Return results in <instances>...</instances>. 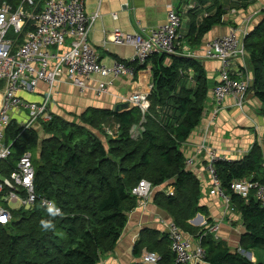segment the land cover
<instances>
[{
	"label": "trees",
	"instance_id": "1",
	"mask_svg": "<svg viewBox=\"0 0 264 264\" xmlns=\"http://www.w3.org/2000/svg\"><path fill=\"white\" fill-rule=\"evenodd\" d=\"M5 1L15 9L21 0ZM221 1L197 0L193 9L211 5L214 12L207 14L200 26L193 22L191 33L202 35L222 23L226 11ZM262 13L261 21L246 35L244 47L252 71L250 89L264 113V10ZM166 57H172L169 66L164 64ZM150 59L154 61L153 85L143 113L134 106L120 112L89 109L78 124L52 118L44 125L51 138L44 141L39 160L33 155L38 142L35 131L11 132L13 152L0 168L4 167L8 176L21 153L30 151L36 202L31 210H12L9 224L0 225V264H100L125 228L127 213L135 208L137 199L131 191L142 179L154 188L174 181V193L166 197L165 206L173 223L204 249L205 264H264L262 259L252 262L215 239L206 227L212 225L210 219L198 228L188 223L197 214L206 216V209L198 206L199 181L185 167L180 147L199 125L210 89L203 70L193 60L156 54ZM145 65L136 66V70ZM185 66L195 70L194 89L178 88L179 71ZM106 126H116L115 137L105 133ZM134 127L141 129L135 139L131 137ZM262 161V151L255 145L243 159L215 163L220 187L241 215L244 233L240 249L245 252H264V208L253 193L247 200L235 194L231 184L257 173ZM42 198L53 202L61 213L52 215L41 207ZM42 221L52 227L45 229ZM158 255V264H177L170 248Z\"/></svg>",
	"mask_w": 264,
	"mask_h": 264
},
{
	"label": "crops",
	"instance_id": "2",
	"mask_svg": "<svg viewBox=\"0 0 264 264\" xmlns=\"http://www.w3.org/2000/svg\"><path fill=\"white\" fill-rule=\"evenodd\" d=\"M43 1H37V10L43 6ZM84 1L86 16L99 15L90 29L89 42L100 62L106 66H110L115 60L130 61L134 57L132 47L117 45L108 40V36L115 29L127 33H143L166 22L170 5H173L179 12L181 24L178 33L177 56L193 60L194 63L200 65L210 89L199 125L180 147L185 158L192 159V164L187 169L199 181L198 206L206 209V216L197 214L193 219L196 220V217L200 215L204 222L210 219L212 224L217 223L219 240L229 248L232 247L230 248L232 251H240V239L244 233L241 215L232 208L230 202L226 205L223 199L213 193L211 177L205 166L208 158L207 150L216 149L220 155L226 157L227 161H235L243 159L257 145L264 159V113L261 103L255 97L254 92L249 89L241 109L235 106L234 99L228 97L219 107L218 113L213 115L214 105L211 91L218 81L220 63L206 59L204 50L208 42L226 35L232 28L240 27L243 20L250 16L252 17L250 30H252L262 19L264 0H249L243 3H238L236 0H222L220 4L226 11L222 23L213 26L202 35H199L197 31L191 33V24L194 22L196 26H200L203 18L207 14H212L214 9L211 5H198L196 9L190 8V6H195L197 0ZM185 15L187 19L183 23ZM50 50L55 51L52 47ZM153 62L152 59L148 60L144 67L136 70L132 78L121 77L110 80L94 76L88 80L87 88L84 90H79L64 79L56 82L51 88L40 82L33 91H20L19 96L26 101L39 104L49 94L47 110L53 119L69 124L78 123L79 117L89 109L114 111V107L125 103L130 95L149 93L153 85ZM171 62L172 57H166L164 60L166 66H169ZM232 73L234 78H240L247 73L252 79L247 56L244 60L235 63ZM179 74L178 88H195L193 67L185 66ZM102 80L110 84L105 93H97L95 87ZM3 92L4 84L0 82V106ZM27 120V112L20 110L12 116L11 122L20 127ZM41 124L45 125V122L36 121L31 127L38 139L37 146L33 150V155L37 160L41 155L44 141L51 138ZM107 129L116 131L115 126ZM133 130H138V127H134ZM102 140L105 143L103 137ZM4 177H6V169L2 167L0 168V179ZM250 177L263 181L262 168ZM173 184L174 181L169 180L161 186L153 187L150 196L143 203L136 200L135 208L127 213V222L119 239L112 250L102 256L100 264H139L143 252L152 251L161 254L164 248H170L166 235L168 226L173 223V218L165 206V199L171 196V192L174 193ZM193 219L188 223L194 228L200 227L202 220L197 218L195 222H192ZM184 235L194 244L197 243L196 239L188 233L184 232ZM256 257L255 250L249 251V260L256 262L258 259Z\"/></svg>",
	"mask_w": 264,
	"mask_h": 264
},
{
	"label": "built area",
	"instance_id": "3",
	"mask_svg": "<svg viewBox=\"0 0 264 264\" xmlns=\"http://www.w3.org/2000/svg\"><path fill=\"white\" fill-rule=\"evenodd\" d=\"M37 1L21 0L14 9L7 1L0 0V82L4 84L0 106V164L7 162L13 152L14 139L8 143L6 135L12 124V116L17 111L23 110L28 115V120L19 127L20 132L31 128L36 121L48 123L53 118L47 110L49 94L38 104L22 99L20 91H33L40 82L51 88L62 79L79 90H84L88 80L94 76L110 80L132 78L136 73V66L145 64L150 56L178 54L181 19L173 5L168 7L166 22L146 32L127 33L115 29L108 40L117 45L132 47L134 57L130 61L115 60L110 66H106L100 62L89 42L90 29L99 15L86 16L84 0H44L39 10ZM26 7L31 10L27 11ZM251 22L250 16L243 20L240 27L232 28L226 35L213 39L205 46L204 57L220 63L218 81L211 91L213 115L218 113L219 107L228 97L234 99L236 107H243L252 79L247 73L234 78L232 70L237 61H242L247 56L244 39L250 31ZM10 29L14 39L7 37ZM51 47L55 51L50 50ZM109 84L110 82L102 80L97 83L95 91L105 93ZM148 94H132L126 102L138 107L143 113L149 106ZM140 130H132L131 137L137 138ZM20 135L21 133L18 138ZM207 156L205 166L211 177L213 193L228 205L229 198L223 193L215 171V163L226 161V157L213 148L207 150ZM191 164L192 159H186L185 167L189 168ZM261 168L263 181L252 177L243 178L234 181L231 189L244 200L253 193L264 208V159ZM34 175L32 154L24 150L15 169L0 179L1 226L9 224L12 210H31L34 207ZM152 188L151 183L142 179L132 188L131 193L139 203H143L150 196ZM172 194L171 192L170 195ZM51 205L54 203L47 198L40 200V206L47 210ZM205 224L203 221L201 226ZM207 228L218 239L217 223ZM166 236L177 264H205L204 249L198 242L194 244L186 237L176 224L168 226ZM159 260L160 256L155 252L145 251L140 256L143 264H158Z\"/></svg>",
	"mask_w": 264,
	"mask_h": 264
},
{
	"label": "rangeland",
	"instance_id": "4",
	"mask_svg": "<svg viewBox=\"0 0 264 264\" xmlns=\"http://www.w3.org/2000/svg\"><path fill=\"white\" fill-rule=\"evenodd\" d=\"M26 10L30 11L31 9L29 7H26ZM186 19H187V15H185V18L183 19V23L185 22ZM7 37H9L10 39H14L15 38L11 29L9 30V32L7 34ZM78 123H79V121H78ZM78 123H76V124H78ZM41 127H44V125L41 124ZM104 128H106V129H104L105 133H106V131H108L106 133L108 136L115 137V131H113L112 129H107V128H112V127L106 126ZM115 128H116V126H115ZM14 129L19 130V127L15 126L14 124H11L9 126V128H8V133L6 135V140H7L8 143L12 142L11 132L14 131ZM230 248H232V247H230ZM239 252H241L242 254H244L248 258L249 252H245V251H241V250ZM255 252H256V255H257L256 258L264 260V252H261V251H255Z\"/></svg>",
	"mask_w": 264,
	"mask_h": 264
},
{
	"label": "clouds",
	"instance_id": "5",
	"mask_svg": "<svg viewBox=\"0 0 264 264\" xmlns=\"http://www.w3.org/2000/svg\"><path fill=\"white\" fill-rule=\"evenodd\" d=\"M48 211L50 214L52 215H57V214H60V209L59 208H56L55 205H51L49 208H48ZM42 226L45 228V229H48L50 227H52L51 223L48 222V221H42Z\"/></svg>",
	"mask_w": 264,
	"mask_h": 264
},
{
	"label": "water",
	"instance_id": "6",
	"mask_svg": "<svg viewBox=\"0 0 264 264\" xmlns=\"http://www.w3.org/2000/svg\"><path fill=\"white\" fill-rule=\"evenodd\" d=\"M130 106H131V105H130L128 102L120 103V104H117V105L114 107V111H115V112H120V111H122V110H125V109L130 108ZM197 218H199L200 220L203 221V218H202L200 215H198V216L196 217V220H197ZM196 220L193 219L192 222H195Z\"/></svg>",
	"mask_w": 264,
	"mask_h": 264
},
{
	"label": "bare ground",
	"instance_id": "7",
	"mask_svg": "<svg viewBox=\"0 0 264 264\" xmlns=\"http://www.w3.org/2000/svg\"><path fill=\"white\" fill-rule=\"evenodd\" d=\"M2 99V98H1Z\"/></svg>",
	"mask_w": 264,
	"mask_h": 264
}]
</instances>
